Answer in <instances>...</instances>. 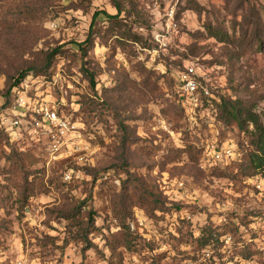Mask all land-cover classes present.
<instances>
[{"label":"rangeland","instance_id":"rangeland-1","mask_svg":"<svg viewBox=\"0 0 264 264\" xmlns=\"http://www.w3.org/2000/svg\"><path fill=\"white\" fill-rule=\"evenodd\" d=\"M260 42L264 0H0V264H264V170L225 105L264 124ZM20 96L57 143L12 126Z\"/></svg>","mask_w":264,"mask_h":264},{"label":"trees","instance_id":"trees-1","mask_svg":"<svg viewBox=\"0 0 264 264\" xmlns=\"http://www.w3.org/2000/svg\"><path fill=\"white\" fill-rule=\"evenodd\" d=\"M209 33L218 38L221 41H225L228 38V34H220L218 31H214L211 27H208ZM95 45L94 40L91 37H88L85 41L80 43L81 49L84 51V54L88 52L89 49L93 48ZM264 44L260 42L259 48L262 49ZM86 78H88L93 85H95V79L93 73H89L88 69L85 67L82 68ZM33 70V67H28L26 69H22L16 77H10L13 79V83L11 87L8 89V94L11 92L12 88L17 89L18 84L26 77L29 71ZM225 105L231 106V114L238 120L239 123H242V128H244L251 137V144L253 146V150L250 153L249 164L251 169H253V173H256L259 169L264 170V124L259 118L258 115L253 113L247 114V120L253 125L252 129H249L247 126L243 124L242 114L240 106H237L233 103L226 102ZM63 216V215H62ZM67 217V215H64ZM63 216V217H64ZM69 218V217H68ZM123 226V225H122ZM212 233L207 231L204 233L202 239V244H207L211 239Z\"/></svg>","mask_w":264,"mask_h":264},{"label":"built area","instance_id":"built-area-1","mask_svg":"<svg viewBox=\"0 0 264 264\" xmlns=\"http://www.w3.org/2000/svg\"><path fill=\"white\" fill-rule=\"evenodd\" d=\"M186 87L189 91L194 92L197 88L196 82L193 79H186ZM27 99L24 96H20L17 99L15 109L18 107V115L12 120V126L20 125L22 121L20 118H26L29 116V122L34 128H41L50 133L54 141L57 143L61 133H65L68 129L67 120L61 118L58 112L48 106L41 105L37 107H31L28 105ZM55 146L57 147V144ZM199 264H210L207 260H202Z\"/></svg>","mask_w":264,"mask_h":264}]
</instances>
